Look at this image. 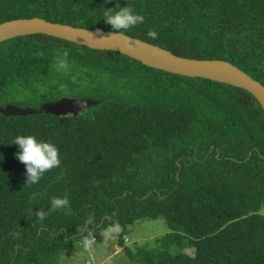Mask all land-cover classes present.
<instances>
[{
	"label": "trees",
	"instance_id": "trees-1",
	"mask_svg": "<svg viewBox=\"0 0 264 264\" xmlns=\"http://www.w3.org/2000/svg\"><path fill=\"white\" fill-rule=\"evenodd\" d=\"M117 4L144 16L122 33L179 57L227 61L264 86V0H0V23L38 17L111 31L102 14ZM62 99L85 107L45 110ZM16 135L54 143L60 167L27 184ZM65 195L69 209L49 211ZM263 207L264 111L246 90L44 34L0 43V264H56L113 223L132 264H264ZM158 218L169 233L155 247L126 245L128 226Z\"/></svg>",
	"mask_w": 264,
	"mask_h": 264
},
{
	"label": "water",
	"instance_id": "water-1",
	"mask_svg": "<svg viewBox=\"0 0 264 264\" xmlns=\"http://www.w3.org/2000/svg\"><path fill=\"white\" fill-rule=\"evenodd\" d=\"M33 34L52 36L94 50L114 51L137 60L145 66L168 73L231 85L249 92L264 111V86L227 61L183 58L144 41L140 45L132 44L133 40L139 39L124 33L116 35L111 34V31L53 23L38 17L0 23V43L15 37ZM78 103L76 100L62 99L55 104L46 106L45 110L76 115L82 111ZM90 103L88 101L87 105ZM29 111L8 107L3 112L23 115Z\"/></svg>",
	"mask_w": 264,
	"mask_h": 264
},
{
	"label": "clouds",
	"instance_id": "clouds-1",
	"mask_svg": "<svg viewBox=\"0 0 264 264\" xmlns=\"http://www.w3.org/2000/svg\"><path fill=\"white\" fill-rule=\"evenodd\" d=\"M103 21L111 26V34L120 35L123 31L130 30L135 26L144 22V16L134 10L133 7L126 5L120 7L118 4L114 8H108L103 11ZM149 38L155 39L158 33L155 30H149L146 34ZM142 41L133 40L132 44L140 45ZM68 53L65 52L63 57L58 58V67L66 69L68 67L66 58ZM86 102H79L80 110H83ZM11 145H15L17 151L15 153L19 162L24 164L26 169V183L36 185L41 178L52 169L59 168L61 165L60 152L58 147L44 139H38L34 135H16ZM36 195L35 193L33 194ZM68 210L69 200L65 195L63 197H52L50 201L49 211ZM48 213L37 210L35 215L39 219H43ZM94 219L91 215L84 222V229L89 225H93ZM82 229V231L84 230ZM106 231L110 234H118L121 227L118 223H113L108 226ZM83 246L87 249H92L95 244V236L91 231L83 238Z\"/></svg>",
	"mask_w": 264,
	"mask_h": 264
},
{
	"label": "rangeland",
	"instance_id": "rangeland-1",
	"mask_svg": "<svg viewBox=\"0 0 264 264\" xmlns=\"http://www.w3.org/2000/svg\"><path fill=\"white\" fill-rule=\"evenodd\" d=\"M264 214V207L260 211ZM169 230L162 218L156 220L137 221L128 226V234L124 240L128 247L136 250L140 247L152 248L157 245V239L168 234ZM92 249L83 246V239L72 244L63 255L59 256L56 264H132L122 248L116 244L113 234L104 231L96 238ZM178 250L177 248L174 251ZM183 252L192 255L193 249L183 246Z\"/></svg>",
	"mask_w": 264,
	"mask_h": 264
}]
</instances>
